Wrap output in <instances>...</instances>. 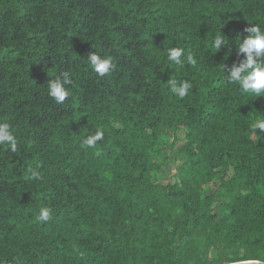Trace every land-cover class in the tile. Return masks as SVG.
Returning a JSON list of instances; mask_svg holds the SVG:
<instances>
[{
  "label": "trees",
  "instance_id": "trees-1",
  "mask_svg": "<svg viewBox=\"0 0 264 264\" xmlns=\"http://www.w3.org/2000/svg\"><path fill=\"white\" fill-rule=\"evenodd\" d=\"M252 24L264 0H0V123L18 141L0 145V264L264 263V140L251 131L264 96L221 70ZM170 47L196 65L169 62ZM95 52L115 65L104 77ZM64 72L57 104L48 82ZM171 78L192 84L186 97Z\"/></svg>",
  "mask_w": 264,
  "mask_h": 264
},
{
  "label": "clouds",
  "instance_id": "clouds-1",
  "mask_svg": "<svg viewBox=\"0 0 264 264\" xmlns=\"http://www.w3.org/2000/svg\"><path fill=\"white\" fill-rule=\"evenodd\" d=\"M247 35L240 39L236 38L238 46V55H242V59L234 62L230 67L221 64V70L225 74V79L229 84L238 85L240 91L248 96L261 97L264 96V26L252 24L244 30ZM221 32V31H220ZM229 40L222 33L215 36L212 42V48L215 52L226 48ZM88 62L93 71L99 76L108 75L115 65L111 58H105L95 53H89ZM167 59L181 67L186 62L196 65L197 60L192 54H187L185 58V50L180 47H170L167 49ZM70 74L62 73L48 82V94L55 100L57 104H62L69 96V88L71 84ZM170 92L181 99L186 97L192 84L187 80L170 79L167 82ZM261 130V134H257V130ZM252 133L258 137L257 141L264 140V117L256 118L251 123ZM104 138L102 130L97 129L93 134L88 135L83 143L94 148L99 141ZM0 145L5 146L12 152H16L18 141L11 127L7 123H0ZM31 178L40 179V173L35 168L31 169ZM37 219L41 222H47L51 219V209L42 207L39 210Z\"/></svg>",
  "mask_w": 264,
  "mask_h": 264
},
{
  "label": "water",
  "instance_id": "water-1",
  "mask_svg": "<svg viewBox=\"0 0 264 264\" xmlns=\"http://www.w3.org/2000/svg\"><path fill=\"white\" fill-rule=\"evenodd\" d=\"M234 264H264V263L258 262V261H245V262L234 263Z\"/></svg>",
  "mask_w": 264,
  "mask_h": 264
}]
</instances>
